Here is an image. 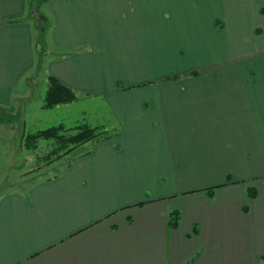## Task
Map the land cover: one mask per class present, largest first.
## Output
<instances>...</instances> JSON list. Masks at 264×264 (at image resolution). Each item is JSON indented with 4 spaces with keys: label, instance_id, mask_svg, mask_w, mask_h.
<instances>
[{
    "label": "crops",
    "instance_id": "1",
    "mask_svg": "<svg viewBox=\"0 0 264 264\" xmlns=\"http://www.w3.org/2000/svg\"><path fill=\"white\" fill-rule=\"evenodd\" d=\"M30 1L0 0L1 108L46 67L114 127L19 185L0 138V264H264V0H45L41 65Z\"/></svg>",
    "mask_w": 264,
    "mask_h": 264
},
{
    "label": "rangeland",
    "instance_id": "2",
    "mask_svg": "<svg viewBox=\"0 0 264 264\" xmlns=\"http://www.w3.org/2000/svg\"><path fill=\"white\" fill-rule=\"evenodd\" d=\"M32 1L34 5L29 8L31 7L30 13L36 25L45 16L42 12L45 10V0H31V4ZM47 74L46 67L35 73L36 76L27 79V95L22 101L15 103L12 108H0V126L3 127L0 129V138L4 150L1 170L2 175L7 172V180L15 185L22 184L24 180L54 175L73 157L85 153L91 143L80 144L66 154L61 151L60 155L55 154L48 162V158L44 156L52 149L54 142L43 139L37 149L28 150L24 147L25 134L60 123L68 128L85 122L93 126L104 125L110 132L114 127L112 112L101 95H84L51 108L43 107V97L48 85ZM29 81L31 86L28 85ZM6 132L8 135H4Z\"/></svg>",
    "mask_w": 264,
    "mask_h": 264
},
{
    "label": "trees",
    "instance_id": "3",
    "mask_svg": "<svg viewBox=\"0 0 264 264\" xmlns=\"http://www.w3.org/2000/svg\"><path fill=\"white\" fill-rule=\"evenodd\" d=\"M34 26L36 29L35 47L39 55L38 65H41V61L46 51L45 31L48 28V18L45 16L42 17L40 22L38 21ZM79 97L80 95L72 88L63 84L53 75H50L48 78L47 89L43 97L42 106L51 108L58 104L77 100ZM109 132L110 131H108L107 126L104 125L93 126L85 122L68 128L63 123H60L58 125H53L44 129H38L36 131L29 132L27 135L25 134L23 136L25 142L24 147L28 150H34L39 147L41 140H52L54 142V146L44 156V158H48V162H50L51 158L54 157L55 154L60 155L59 153H61V151H64V154L69 153L80 144L95 141L110 135ZM74 158L75 157L72 159ZM255 194V188H251L249 190V195L255 196ZM179 218L180 212L178 210L171 211L169 220L170 226H176L178 224Z\"/></svg>",
    "mask_w": 264,
    "mask_h": 264
}]
</instances>
